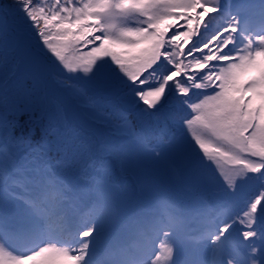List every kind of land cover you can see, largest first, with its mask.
Segmentation results:
<instances>
[{"label": "snow or ice", "instance_id": "6c2138e0", "mask_svg": "<svg viewBox=\"0 0 264 264\" xmlns=\"http://www.w3.org/2000/svg\"><path fill=\"white\" fill-rule=\"evenodd\" d=\"M229 8L223 0H51L47 5L12 0L0 4V92L13 83L43 89L46 66L40 57L56 67L50 53L65 69L75 72L79 67L101 94L114 98L113 106L127 102L141 121L163 117L188 129L195 126L193 139L204 159L177 137L158 143L152 158L170 160L193 186L205 182L219 186L216 176L203 174L205 160L219 158L241 165L238 172H221L227 185L221 191L235 198L253 179L245 173H259L256 179L264 181V3L259 6V30L242 22L245 6H237L235 14ZM128 14L142 18V23L117 27L114 18ZM180 20H187V30L170 32ZM89 45L94 46L84 51ZM76 51L79 55H69ZM10 54L17 67L11 78ZM165 62L172 67L164 69L158 84L141 75L149 69L155 73L154 65ZM180 76L185 79H174ZM173 88L183 94L181 103L190 110L182 116L167 113ZM190 88L200 90L196 100ZM131 135V144L142 146L143 137ZM203 135L223 147H210ZM113 151L123 160L137 159L131 147ZM7 155L13 160L12 152ZM47 155L41 146L30 153L28 168L13 172L0 167V264H161L162 257L166 264H207L199 248L188 250L177 238L171 223L145 227L133 250H116L107 241L122 211L110 177L95 176L86 186L64 179L51 184ZM233 187L236 191L229 192ZM19 201L23 203L17 214L9 217L6 209ZM53 201L79 211H83L80 205L90 207L71 239L58 240L46 227L48 215L54 214L51 210L39 218ZM246 207L242 216L230 215L211 233V244L206 246L219 254L216 264H264V192ZM148 215L142 211L138 217ZM106 255L113 259L106 260Z\"/></svg>", "mask_w": 264, "mask_h": 264}, {"label": "trees", "instance_id": "16d2710c", "mask_svg": "<svg viewBox=\"0 0 264 264\" xmlns=\"http://www.w3.org/2000/svg\"><path fill=\"white\" fill-rule=\"evenodd\" d=\"M11 2L12 0H0V4ZM41 2L45 5L43 0ZM223 2L225 3L224 0ZM262 3H264L263 0H230V10L235 14L237 6H245L247 14H242L249 21L259 12V6ZM197 11L200 10L197 9ZM133 20L138 26L142 23V18L138 16L134 15ZM184 30H187V20H180L170 32ZM32 35L34 37L35 34ZM194 38L197 37L194 36ZM36 39L42 44L38 36ZM191 42L190 40L189 45ZM92 46L94 45H89L87 49L83 50H90ZM188 46L186 45L185 48ZM212 46L210 45V47ZM29 48L33 50L31 44H29ZM71 54L77 56L79 51ZM48 57H51L50 53ZM41 58L48 67L46 73H44V85L45 83L48 85L46 90L45 87L43 89H29L23 85L13 83L0 92V167H11L13 161L15 164L20 155L26 158L25 162L29 167L30 153L41 146H45L46 151H48L45 159L49 162L47 179L51 184H55L59 179H64L74 182L77 186L83 183L88 185L92 183L95 176L107 175L110 177L117 204L122 203L129 207L136 206L135 203L139 202L140 194L133 185V178L130 175L132 173L124 169L127 161L116 155L113 150L119 148L125 142H131L132 133H138L143 137L142 145L153 148L157 139L166 140V134L174 132V119L162 117L159 119L154 118L151 122L141 121L137 111L127 102L122 101L113 106V97L99 93L96 88L95 91L97 92H92L88 90L90 86L86 81L75 80L79 78L77 75L78 67H76L75 72H67L63 68L62 70L58 69L53 72L55 74L52 76L53 73L50 71V68L53 67L52 64L45 57ZM106 59L111 63L110 58ZM54 61L51 62L54 63ZM111 67L115 68V65L111 63ZM154 67H156L155 73H152L149 69L142 72L141 75L150 82L158 84L160 77L164 74V69L172 66L165 62L159 67L155 65ZM7 71L10 78L17 71L16 61L11 54ZM174 79L182 81L185 77L180 76ZM199 91L190 88L189 94L193 100L198 98L195 95ZM182 99L183 94L173 88L170 102L167 105V113L172 116L180 115L185 110L184 104L181 103ZM65 101H69L71 107H73L72 110L75 112L73 116L62 109ZM140 104L141 107H146L142 102ZM22 105L31 106L32 110L29 112L17 111ZM125 117L127 123H125ZM194 127L189 129L186 127L184 134L178 138L186 145H190L199 158L204 159L203 154H197L198 151L202 152V150L199 149L193 139L196 136ZM126 138L129 141H126ZM202 138L221 146L220 142L211 136L203 135ZM6 144L11 146L10 149ZM10 152L13 153V160H10L7 155H10ZM209 162L212 163L211 166ZM205 163L207 166L203 169V174L206 177L216 176L219 186L210 182L193 186L190 182H187V193L182 201L184 211L194 199L206 197L208 203L212 206L207 209L208 217L212 216L214 206H221V210L213 215L219 226H222L230 215L234 216L236 212L243 213V211H247V202L254 200L256 196L264 192V188L260 187L261 184H264V181L256 179L259 173H245V176L253 177L252 181L245 186L237 197L229 199L221 191V188H227L221 172H238L241 165L230 162L228 166L227 164L221 166L222 162L219 158L211 161L205 160ZM170 165L171 163L168 166ZM261 171H264V169ZM173 174L167 183L174 182L178 186L179 182L176 175H181L184 180L187 179L183 172L179 174L175 169ZM239 181L240 178L237 177L236 182L239 183ZM176 186H165L158 193L167 199L172 194L170 190V192H167V189H174ZM228 191L235 192L236 188L233 187ZM19 202L23 203V201ZM36 202L39 204V201ZM40 206L44 207L43 205ZM50 210L54 214L48 215L46 224L55 230L58 237L64 239L63 231L65 228L62 224L64 221V207H61L59 202L53 201L50 209L44 208V212L39 214V218L43 219ZM76 210L78 209L76 208ZM80 219L82 220L81 217ZM76 246L73 245V247ZM207 263L209 264V260Z\"/></svg>", "mask_w": 264, "mask_h": 264}, {"label": "rangeland", "instance_id": "374dc122", "mask_svg": "<svg viewBox=\"0 0 264 264\" xmlns=\"http://www.w3.org/2000/svg\"><path fill=\"white\" fill-rule=\"evenodd\" d=\"M45 5L51 2V0H43ZM225 1V0H224ZM264 1V0H263ZM38 4H43L41 0H37ZM134 14H128L123 16H116L114 18V23L117 27L125 28V27H136L138 26L136 22L133 20ZM241 19L243 17L241 16ZM249 22V26L253 29L259 30L260 25V16L259 14H255L252 19ZM188 46V45H187ZM41 47L43 48V44H41ZM186 47V45H185ZM30 49V48H29ZM31 50V49H30ZM46 52V49H45ZM70 56L72 54L70 53ZM40 60L43 62V64L46 66L44 60L40 57ZM50 61L54 60V57H49ZM55 67H51L50 71L53 73L56 70L65 69L62 65L59 64V62L54 61ZM111 66V63H109ZM48 67L46 66V71ZM67 72H71V68L66 69ZM45 71V73H46ZM77 75L79 78H76L75 80H82L86 81V83L90 86L88 90L94 92L95 87L92 84V81L87 79L84 75L83 71L78 67L77 69ZM47 83H45L44 87L45 90L47 89ZM97 92V91H95ZM99 92V91H98ZM100 93V92H99ZM65 97V96H64ZM71 99V98H70ZM73 100V99H72ZM53 105V103H52ZM185 106V104H184ZM65 111H68L70 115H74V111L72 110L73 107H71L69 101H65L64 106L62 107ZM31 106L28 105H22L20 106L17 111H31ZM1 117V114H0ZM174 124V122H173ZM182 124L175 126L176 129L181 130ZM186 131V129H185ZM184 134V133H183ZM168 140V138H165ZM170 139V138H169ZM126 141H129V139L126 138ZM162 141V140H160ZM210 147L212 146H220L218 143L210 142L208 140H205ZM157 140L155 141V143ZM157 145V144H156ZM122 146H125V148L131 147L136 152L137 159L134 160H125L127 163L125 164V170L129 173H133L136 175L138 181H136L133 185L136 187V190L141 194V197L139 198V202L137 201L135 204H137V207L132 206L129 207L128 205H124L122 203L119 204V207L122 211V215L117 219V221L114 223V226L111 230V236L109 240L107 241L109 244H111L116 250H124L126 244H130L132 241V238L138 241L139 233L148 226L155 225V224H169L171 223L177 233V238L185 244V246H188L189 244H196L193 246V248H199L201 252L206 257V260L209 263L216 264V262L219 260V254L213 253V250L210 247H207L206 245L211 244L210 235L211 233L215 232L216 227L219 226V223L217 222V219H215L216 215V209L212 211V216L207 217L206 216V210H207V202L204 198H196L188 205V210H183L181 204L179 203V200L176 197V194L179 193L185 194L186 188L188 186L187 182H189L187 179H182V176L179 175L177 177V180L179 182L178 186L175 185V183L170 182L169 178L173 174L174 166L172 162L168 159H161L160 161L155 160L152 158V156L155 155L154 152H152V148H148L145 145H135L131 144V142H125V144H122ZM223 147V145H221ZM199 155L203 154L202 152L198 151ZM198 157V156H197ZM251 159V157H250ZM25 157L23 155H20L16 161L15 168L12 166H7L11 171L15 172L16 169L24 170L28 168L26 163L24 162ZM221 166H224L227 164L229 165L230 162H225L223 159H221ZM171 163L170 166H168ZM211 166V162H209ZM179 174L180 172L177 171ZM176 180V181H177ZM81 186H85V184H80ZM165 186L173 187L176 186L174 189L169 188L167 189V192H172L169 198L163 199L159 198L160 193H158L159 190H162ZM170 190V191H169ZM184 198V196H183ZM185 199V198H184ZM85 200L87 198L85 197ZM208 200V199H207ZM21 202H17L14 204H10L8 208L6 209V213L9 217H14L18 210L19 205ZM155 207H158L159 212L158 214L154 212L153 209ZM218 208V206H215V208ZM131 208L133 212H130ZM142 211H146L149 213L147 218L138 217V214ZM241 216L243 213H239ZM156 216H159L160 222L157 223L155 218ZM71 217V214L69 215V218ZM77 220L76 216L75 219ZM77 224H79V221H77ZM196 224V225H194ZM46 227H48L51 232L54 235L53 229L46 224ZM191 229V233L193 234V231L202 230V239H195L198 238V235H191L186 239L187 241L184 242L181 239V234L186 230ZM123 233V235H121ZM56 238V236H55ZM57 239V238H56ZM189 248V247H188ZM106 260H111L113 257L111 256H105ZM161 264H166V257H162Z\"/></svg>", "mask_w": 264, "mask_h": 264}, {"label": "bare ground", "instance_id": "6f19581e", "mask_svg": "<svg viewBox=\"0 0 264 264\" xmlns=\"http://www.w3.org/2000/svg\"><path fill=\"white\" fill-rule=\"evenodd\" d=\"M194 225H196V224H194ZM202 230L200 229V230H196V231H193V234H190L191 233V229H186L182 234H181V239H182V241H184V242H186L187 240L186 239H188V237L189 236H191V235H197V234H199L198 235V238H195V239H202V232H201ZM135 244H137V243H133V245H135ZM188 244V246H186V248L188 249V250H191V249H193V246H195L196 244H189V242L187 243ZM189 247V248H188Z\"/></svg>", "mask_w": 264, "mask_h": 264}]
</instances>
